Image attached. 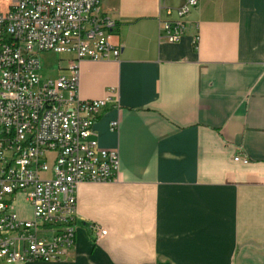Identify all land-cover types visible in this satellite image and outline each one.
Masks as SVG:
<instances>
[{
    "label": "crops",
    "instance_id": "crops-1",
    "mask_svg": "<svg viewBox=\"0 0 264 264\" xmlns=\"http://www.w3.org/2000/svg\"><path fill=\"white\" fill-rule=\"evenodd\" d=\"M183 3L102 0L121 54L81 60L80 94L109 95L94 127L119 176L78 184L65 259L24 264H264V0H199L169 41Z\"/></svg>",
    "mask_w": 264,
    "mask_h": 264
},
{
    "label": "built area",
    "instance_id": "built-area-1",
    "mask_svg": "<svg viewBox=\"0 0 264 264\" xmlns=\"http://www.w3.org/2000/svg\"><path fill=\"white\" fill-rule=\"evenodd\" d=\"M101 2L0 0V261L65 259L75 244L78 184L119 176V151L101 146L94 127L109 95L80 94L81 60L121 54L117 20L102 12ZM198 4L165 7L160 26L166 39L185 35L187 16ZM42 50L72 54L66 65L61 60L57 77L40 74ZM50 150L52 165L45 158ZM19 194L31 216L19 212ZM91 227L97 239L108 232L96 222Z\"/></svg>",
    "mask_w": 264,
    "mask_h": 264
},
{
    "label": "rangeland",
    "instance_id": "rangeland-1",
    "mask_svg": "<svg viewBox=\"0 0 264 264\" xmlns=\"http://www.w3.org/2000/svg\"><path fill=\"white\" fill-rule=\"evenodd\" d=\"M40 60L39 72L43 78L45 77H57L60 73V62L61 60L66 65L72 54L70 53H60L52 50H42L38 54ZM55 157L54 151H48L45 158H47L50 165L53 164ZM43 175L48 176L49 173H44ZM17 208L19 212L24 216H31V206L24 195L19 194L16 201Z\"/></svg>",
    "mask_w": 264,
    "mask_h": 264
}]
</instances>
